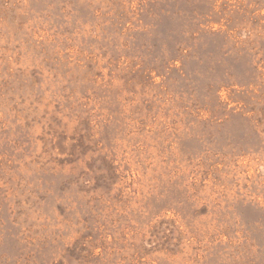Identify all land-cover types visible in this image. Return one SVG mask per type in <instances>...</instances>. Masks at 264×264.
Here are the masks:
<instances>
[{
  "label": "rangeland",
  "instance_id": "374dc122",
  "mask_svg": "<svg viewBox=\"0 0 264 264\" xmlns=\"http://www.w3.org/2000/svg\"><path fill=\"white\" fill-rule=\"evenodd\" d=\"M0 264H264V0H0Z\"/></svg>",
  "mask_w": 264,
  "mask_h": 264
}]
</instances>
